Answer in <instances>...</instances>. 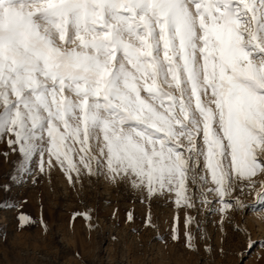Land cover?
I'll use <instances>...</instances> for the list:
<instances>
[{"label": "snow or ice", "instance_id": "obj_1", "mask_svg": "<svg viewBox=\"0 0 264 264\" xmlns=\"http://www.w3.org/2000/svg\"><path fill=\"white\" fill-rule=\"evenodd\" d=\"M2 141L21 155L18 175L34 178L38 158L73 188L174 194L219 214L226 237L236 211L264 209V0H0ZM197 232L207 239L186 211L190 250Z\"/></svg>", "mask_w": 264, "mask_h": 264}, {"label": "rangeland", "instance_id": "obj_2", "mask_svg": "<svg viewBox=\"0 0 264 264\" xmlns=\"http://www.w3.org/2000/svg\"><path fill=\"white\" fill-rule=\"evenodd\" d=\"M37 162L31 163L34 178L18 175L21 155L0 142V264H264V209L259 205L236 211L225 237L219 214L180 208L174 194L142 202L141 192L130 184L91 178L73 188L61 169L40 173ZM243 199L255 203L253 195ZM89 211L93 228L83 215L74 217ZM186 211L207 232V239L197 232L198 251L185 246ZM21 212L35 223L20 228ZM130 212L134 222L128 220ZM177 215L181 239L174 242ZM149 217L156 227L145 226ZM206 245L212 250L206 251Z\"/></svg>", "mask_w": 264, "mask_h": 264}]
</instances>
